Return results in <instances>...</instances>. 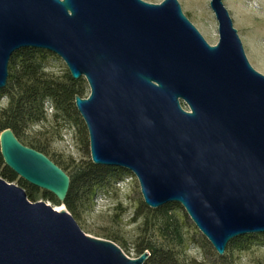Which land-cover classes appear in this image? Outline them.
Returning <instances> with one entry per match:
<instances>
[{"label": "water", "instance_id": "water-1", "mask_svg": "<svg viewBox=\"0 0 264 264\" xmlns=\"http://www.w3.org/2000/svg\"><path fill=\"white\" fill-rule=\"evenodd\" d=\"M209 45L177 0H0V91L11 56L47 51L90 93L75 97L96 166L125 169L144 204L180 205L219 256L264 234V75L249 63L222 0ZM5 166L63 205L70 178L10 129ZM87 236L66 210L32 203L0 178V264H144Z\"/></svg>", "mask_w": 264, "mask_h": 264}, {"label": "rangeland", "instance_id": "rangeland-1", "mask_svg": "<svg viewBox=\"0 0 264 264\" xmlns=\"http://www.w3.org/2000/svg\"><path fill=\"white\" fill-rule=\"evenodd\" d=\"M142 1L159 4L163 0ZM177 1L206 42L215 46L219 39L218 23L210 0ZM222 3L250 65L264 75V0H222ZM35 60L45 79L58 89L56 100L62 104L61 87L69 73L65 63L58 56L42 50L35 54ZM81 89V97H88L90 90L83 78ZM14 93L13 89L7 88L6 93L0 95V124L14 116V106L10 105L8 96ZM65 109L63 114L52 101H47L41 119L19 122L18 141L26 147L41 150L68 176L79 171L95 176L91 186L80 187L73 202L74 220L87 236L115 243L131 259L139 257L147 245L164 252L172 251L173 260L158 264H264V234L236 238L228 243L224 255L219 256L180 205L163 206L162 209L147 207L137 178L131 172L92 163L87 128L74 101L65 102ZM109 170L115 176L102 178ZM0 178L22 188L32 203L43 201L56 211L69 212L66 206L52 201L48 192L29 185L10 171L1 158Z\"/></svg>", "mask_w": 264, "mask_h": 264}, {"label": "trees", "instance_id": "trees-1", "mask_svg": "<svg viewBox=\"0 0 264 264\" xmlns=\"http://www.w3.org/2000/svg\"><path fill=\"white\" fill-rule=\"evenodd\" d=\"M39 52H41V50L22 49L14 53L10 58L8 68L9 77L6 87L0 91V95L6 93L7 88L13 89L15 92L14 95L8 94V96L10 99V105L14 106L13 111L15 112L11 119L7 117V120L0 124V134L6 129H10L18 139L20 128L19 122L41 119L43 117V109L47 101H52L55 108L65 114V102L69 103L74 101L76 96L81 97V79L74 81L68 73L65 75V85L61 87L63 93V103L59 104L57 102L56 99L58 89L55 88L50 81L45 79V75L42 73L40 65L35 60V54ZM10 110L12 111V107ZM34 150L42 153L41 150ZM63 171L65 170L63 169ZM110 171L111 170L104 172L101 177H114L115 175ZM69 178L70 187L63 205L66 206L67 210L74 218L76 215L73 207L74 198L79 192L81 186L89 187L92 185V182L95 181V176L85 171H79V173L74 176H69ZM49 196L52 201L61 205V203H59L53 195L49 194ZM30 198L32 197L30 196ZM176 206V204H168L164 207ZM158 212H160V210H158ZM144 252H148L150 254L144 264H158L164 260L171 261L174 259L172 251L164 252L163 250L151 245H147L143 248L141 254Z\"/></svg>", "mask_w": 264, "mask_h": 264}]
</instances>
